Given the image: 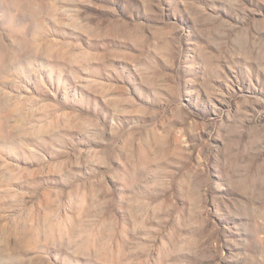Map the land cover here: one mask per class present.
<instances>
[{
  "label": "rangeland",
  "instance_id": "rangeland-1",
  "mask_svg": "<svg viewBox=\"0 0 264 264\" xmlns=\"http://www.w3.org/2000/svg\"><path fill=\"white\" fill-rule=\"evenodd\" d=\"M0 264H264V0H0Z\"/></svg>",
  "mask_w": 264,
  "mask_h": 264
},
{
  "label": "bare ground",
  "instance_id": "bare-ground-1",
  "mask_svg": "<svg viewBox=\"0 0 264 264\" xmlns=\"http://www.w3.org/2000/svg\"><path fill=\"white\" fill-rule=\"evenodd\" d=\"M7 2V1H6Z\"/></svg>",
  "mask_w": 264,
  "mask_h": 264
}]
</instances>
